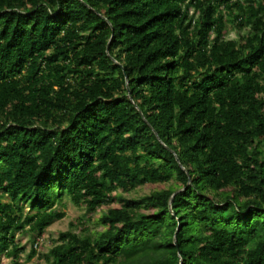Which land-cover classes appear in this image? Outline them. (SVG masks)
I'll use <instances>...</instances> for the list:
<instances>
[{
	"label": "trees",
	"instance_id": "trees-1",
	"mask_svg": "<svg viewBox=\"0 0 264 264\" xmlns=\"http://www.w3.org/2000/svg\"><path fill=\"white\" fill-rule=\"evenodd\" d=\"M64 197L45 264H264V0H0V256Z\"/></svg>",
	"mask_w": 264,
	"mask_h": 264
},
{
	"label": "rangeland",
	"instance_id": "rangeland-1",
	"mask_svg": "<svg viewBox=\"0 0 264 264\" xmlns=\"http://www.w3.org/2000/svg\"><path fill=\"white\" fill-rule=\"evenodd\" d=\"M228 31L226 33V37L229 39L237 38L239 36V32L236 31L232 27L231 24L227 25ZM243 30L241 31V33ZM157 184H147L141 186L137 189L136 192L132 193L133 196H139L143 194H147L151 192L153 189L158 188ZM56 207L60 211L65 212V216L61 219H56L50 223L44 235L40 238L36 237L35 233H29L28 231H16L15 237L16 241L24 247L25 251L19 255L17 259V263H13L11 257H7L4 255L0 256V264H45V259L43 258V254L47 253L51 246V241L56 240L59 233L62 231H66L69 228V223L73 222L79 215L83 213V210L75 207L71 201L64 197L61 203H56ZM90 228L93 229L96 226L93 223L89 224ZM36 242L41 244V247L36 245ZM34 248L36 250V254L32 258H28V254Z\"/></svg>",
	"mask_w": 264,
	"mask_h": 264
},
{
	"label": "water",
	"instance_id": "water-1",
	"mask_svg": "<svg viewBox=\"0 0 264 264\" xmlns=\"http://www.w3.org/2000/svg\"><path fill=\"white\" fill-rule=\"evenodd\" d=\"M127 89L129 90V88H128V86H127ZM130 97V99H131V96H129ZM174 195V194H173Z\"/></svg>",
	"mask_w": 264,
	"mask_h": 264
}]
</instances>
